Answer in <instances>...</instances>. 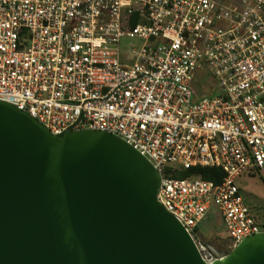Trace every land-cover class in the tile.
<instances>
[{"label": "built area", "instance_id": "1", "mask_svg": "<svg viewBox=\"0 0 264 264\" xmlns=\"http://www.w3.org/2000/svg\"><path fill=\"white\" fill-rule=\"evenodd\" d=\"M0 99L124 138L193 235L213 205L233 246L263 231L237 179L264 178V0H0ZM197 165L225 176L172 175Z\"/></svg>", "mask_w": 264, "mask_h": 264}, {"label": "water", "instance_id": "2", "mask_svg": "<svg viewBox=\"0 0 264 264\" xmlns=\"http://www.w3.org/2000/svg\"><path fill=\"white\" fill-rule=\"evenodd\" d=\"M160 184L118 134L54 133L0 99V264H264V230L207 259Z\"/></svg>", "mask_w": 264, "mask_h": 264}, {"label": "rangeland", "instance_id": "3", "mask_svg": "<svg viewBox=\"0 0 264 264\" xmlns=\"http://www.w3.org/2000/svg\"><path fill=\"white\" fill-rule=\"evenodd\" d=\"M132 40L137 41V39L134 38ZM125 42L126 39H122V45H125ZM199 78H202V82L206 85H199L198 83V93L211 94L217 92L218 87L210 75L199 76ZM214 86L215 90H213ZM237 183L241 187L246 202L257 216L264 203V178L258 172L244 174L237 179ZM213 207V210L210 211L207 217L199 223L200 227L197 235L195 236L194 234L203 254L209 259L226 254L232 245L226 233L224 222L218 212L216 213L217 207Z\"/></svg>", "mask_w": 264, "mask_h": 264}, {"label": "trees", "instance_id": "4", "mask_svg": "<svg viewBox=\"0 0 264 264\" xmlns=\"http://www.w3.org/2000/svg\"><path fill=\"white\" fill-rule=\"evenodd\" d=\"M173 176L176 177H195L200 176L205 179L212 180L216 183H219L222 181V179L225 176L224 170L219 166H193L188 169H179L176 172L172 173ZM260 214V215H258ZM257 214V217L259 219V222L262 226V229L264 230V203L261 206V211ZM199 225L195 228V236L197 235V232L199 230ZM233 248V244L231 245L230 249L226 252L228 253Z\"/></svg>", "mask_w": 264, "mask_h": 264}, {"label": "crops", "instance_id": "5", "mask_svg": "<svg viewBox=\"0 0 264 264\" xmlns=\"http://www.w3.org/2000/svg\"><path fill=\"white\" fill-rule=\"evenodd\" d=\"M213 206H214V205H213ZM213 206L209 209V211L207 212V214L205 215V217H207V215L210 213V211L213 210V208H214ZM217 212H218V214L221 216V214H220L218 208L216 209V213H217ZM205 217H204V218H205ZM221 218H222V216H221ZM222 220H223V218H222ZM224 226H225V225H224Z\"/></svg>", "mask_w": 264, "mask_h": 264}, {"label": "flooded vegetation", "instance_id": "6", "mask_svg": "<svg viewBox=\"0 0 264 264\" xmlns=\"http://www.w3.org/2000/svg\"><path fill=\"white\" fill-rule=\"evenodd\" d=\"M230 239V238H229Z\"/></svg>", "mask_w": 264, "mask_h": 264}]
</instances>
